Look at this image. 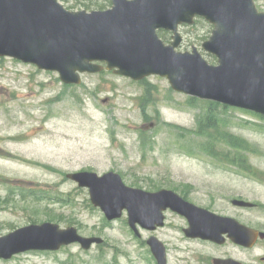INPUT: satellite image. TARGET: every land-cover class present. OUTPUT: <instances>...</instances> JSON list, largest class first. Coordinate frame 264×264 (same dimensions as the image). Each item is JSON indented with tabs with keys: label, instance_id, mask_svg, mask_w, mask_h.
Masks as SVG:
<instances>
[{
	"label": "rangeland",
	"instance_id": "obj_1",
	"mask_svg": "<svg viewBox=\"0 0 264 264\" xmlns=\"http://www.w3.org/2000/svg\"><path fill=\"white\" fill-rule=\"evenodd\" d=\"M61 3L75 11L111 6L107 0ZM258 5L264 11V0ZM212 30L202 19L185 27L179 50L196 46L202 51ZM164 35L171 41V35ZM211 108L216 105L177 93L158 76L136 82L105 71L83 76L81 85L66 86L57 73L0 58V237L52 222L105 239L90 251L72 245L0 264H149L127 214L109 222L92 205L89 191L67 179L71 173L115 171L127 186L177 192L184 185L220 188L222 180L235 178L226 182L230 188L237 194L244 190L242 194L263 204L264 186L228 176L215 164L250 163L254 172L263 174L264 121L219 105L214 111L221 124L198 132L200 118ZM229 140L245 147L234 148ZM227 154L229 159L224 158ZM256 177L264 180V175ZM263 212L261 207L253 214L263 217Z\"/></svg>",
	"mask_w": 264,
	"mask_h": 264
},
{
	"label": "water",
	"instance_id": "obj_2",
	"mask_svg": "<svg viewBox=\"0 0 264 264\" xmlns=\"http://www.w3.org/2000/svg\"><path fill=\"white\" fill-rule=\"evenodd\" d=\"M111 1L113 7L106 11L74 12L58 0H0V57L57 72L66 85H80L82 75L100 73L104 64L108 71L135 81L158 75L177 92L264 116V13L254 0ZM197 16L214 26L203 49L218 65H211L195 47L193 52L177 51L183 41L179 26L192 24ZM159 29L174 33L170 45L159 37ZM67 178L89 189L93 205L109 221L126 210L134 231L137 224L149 230L162 226V213L172 209L190 220L189 237L213 240L219 235L196 224L207 211L171 191L130 188L114 172H78ZM234 239L245 242L239 233ZM74 243L90 250L104 240L83 237L75 227L30 225L0 237V258L58 251ZM149 245L158 264H167L163 243L152 238Z\"/></svg>",
	"mask_w": 264,
	"mask_h": 264
},
{
	"label": "flooded vegetation",
	"instance_id": "obj_3",
	"mask_svg": "<svg viewBox=\"0 0 264 264\" xmlns=\"http://www.w3.org/2000/svg\"><path fill=\"white\" fill-rule=\"evenodd\" d=\"M255 1L258 9L264 12L259 8L258 0ZM215 166L224 170L228 176L238 177L242 181L255 180L264 186V180L250 179L252 176L264 175L254 172V164L222 163ZM250 169L252 172H247ZM234 179L222 180V184L218 185L220 188L212 185L207 189L196 190L184 185L178 192L185 201L209 213L203 214L196 224L205 232L218 233L213 240L189 237L187 230L191 227L190 220L170 209L164 211L165 220L162 227L151 231L140 228L139 233L135 234L136 241L145 249L149 264H158L148 245L151 238L163 243L167 264H264V212L263 217L253 214L255 211H261L264 203L253 201L242 194L244 190H239L241 194H237L236 190L228 185ZM238 202L251 203L254 207H247ZM237 233L244 236V243L236 242L234 237Z\"/></svg>",
	"mask_w": 264,
	"mask_h": 264
},
{
	"label": "trees",
	"instance_id": "obj_4",
	"mask_svg": "<svg viewBox=\"0 0 264 264\" xmlns=\"http://www.w3.org/2000/svg\"><path fill=\"white\" fill-rule=\"evenodd\" d=\"M161 36L165 39V40H167L166 39V37H165V35H164V33L163 34H161ZM214 59H212V61H213ZM216 105V108L219 106L218 104H215ZM216 108H211V110L210 111H208V114H203L202 115V117L200 118V121H199V124H200V128H199V130H198V132L201 130V129H203V131L204 130H206V129H209V130H211V129H213V128H215L216 126H219L220 124H219V119L217 118V116L215 115V111L214 110H216ZM210 109V108H209ZM252 115H254V116H257V117H259V118H261L263 121H264V118L263 117H261V116H258V115H255V114H252ZM208 130V131H209ZM234 139V138H233ZM230 142V145L232 146V147H234V148H240L239 146H241V147H245V146H243V145H239V146H237V145H235V141H231V140H229ZM215 143H212L211 145H212V147H215L216 145H214ZM225 159H229L230 158V156H229V154H227V156H225L224 157Z\"/></svg>",
	"mask_w": 264,
	"mask_h": 264
}]
</instances>
